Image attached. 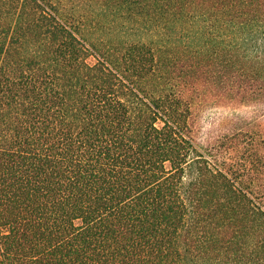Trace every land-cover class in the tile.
I'll return each mask as SVG.
<instances>
[{
	"label": "trees",
	"instance_id": "16d2710c",
	"mask_svg": "<svg viewBox=\"0 0 264 264\" xmlns=\"http://www.w3.org/2000/svg\"><path fill=\"white\" fill-rule=\"evenodd\" d=\"M95 1L0 0V264H264V0Z\"/></svg>",
	"mask_w": 264,
	"mask_h": 264
},
{
	"label": "rangeland",
	"instance_id": "374dc122",
	"mask_svg": "<svg viewBox=\"0 0 264 264\" xmlns=\"http://www.w3.org/2000/svg\"><path fill=\"white\" fill-rule=\"evenodd\" d=\"M103 6L96 2L95 0H64L62 4V11L66 15H76L79 17L77 20L81 24L84 23L86 26L82 27V33L81 35L85 37L88 41H90L91 38H95V22L96 20H100L102 23L104 19L103 16L98 14V12L101 11V8ZM80 17H83L80 19ZM112 23L111 29L106 28L102 31L97 32V35H101L104 37L109 36L108 32L109 30H116L118 29V21L117 22H110ZM114 23V24H113ZM111 35V34H110ZM253 108L246 105H238V106H213L208 107L204 110L202 113V116L205 117L207 121H211L214 119V117H218L220 115H226L234 113H242V114H250L252 112ZM207 134L206 136H208Z\"/></svg>",
	"mask_w": 264,
	"mask_h": 264
}]
</instances>
